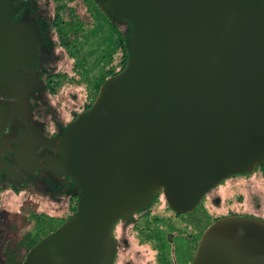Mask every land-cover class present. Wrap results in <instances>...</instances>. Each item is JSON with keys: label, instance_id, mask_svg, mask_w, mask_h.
Returning a JSON list of instances; mask_svg holds the SVG:
<instances>
[{"label": "water", "instance_id": "water-1", "mask_svg": "<svg viewBox=\"0 0 264 264\" xmlns=\"http://www.w3.org/2000/svg\"><path fill=\"white\" fill-rule=\"evenodd\" d=\"M97 1L107 18L132 26L126 65L47 138L12 83L20 74L10 80L25 66L9 0H0V98L17 101L11 116L25 124L15 150L0 144V173H11L1 158L10 153L18 169L73 180L78 197L21 264H112L118 219L159 194L172 210L192 211L222 181L264 162V0ZM6 126L0 103V135ZM41 146L55 156L38 164ZM192 264H264V220H216Z\"/></svg>", "mask_w": 264, "mask_h": 264}, {"label": "flooded vegetation", "instance_id": "flooded-vegetation-1", "mask_svg": "<svg viewBox=\"0 0 264 264\" xmlns=\"http://www.w3.org/2000/svg\"><path fill=\"white\" fill-rule=\"evenodd\" d=\"M51 2L49 0H9L11 7L10 22L15 35L21 39L22 51L20 52L23 54L21 59L25 66L18 68L10 80L16 74H20L14 78L12 83L18 85V88H22L24 91L21 96L27 100L31 111V121L37 127L43 129V135L47 138H53L55 135L62 133L74 119L67 124H63L57 119H47V113L51 107L47 100L48 96L56 95L57 91L67 82L66 73L59 71L56 66L60 61H63L64 50L69 58L77 62L76 70H79L78 62L81 61V66L84 68L86 64L85 54L79 60L81 53L74 43L80 37L81 32L77 25L78 23L84 25L83 18L75 12L74 23H68L60 17V9L63 7L61 5L52 6L50 10L49 5ZM86 3L88 6L93 4L99 11L102 23L114 34V42L120 50V59L123 62L124 57L127 56V62V40L130 23L125 19L111 20L107 18L102 13L97 0H86ZM90 8L88 7V10ZM66 26L71 28L69 31L74 39L72 44L70 43L71 40H66ZM111 44V41H109V46ZM59 47L61 50L58 51ZM110 51V47L106 48L105 53L108 55L104 54L101 57H104L105 60L107 57L111 59ZM106 63L109 62L103 63L104 66ZM108 66H111V64ZM105 68L104 74L101 75L98 83L93 84L92 91L95 88L99 91L101 84L112 76L111 67L107 68L105 66ZM0 103L6 107L7 120V126L0 135V144L2 148L15 150L16 146L13 141L18 137L25 124L22 120L11 116V111L17 103L15 99L0 98ZM84 110L85 108L82 109V112ZM75 115H78L77 112ZM49 124H52L50 129ZM47 156H55V153L50 148L41 146L37 151L38 164H43V160ZM1 158L10 167L11 173L6 171L0 173V191L10 188L9 191L14 193L15 189L22 190L26 186L33 190L38 189L37 193L41 195L46 192L51 199L57 198L60 204L64 203V206H66L67 209L64 211L66 216L61 219L62 221L75 212L78 197L75 194L76 185L73 180L50 176L44 170L38 168L30 172L25 169H18L15 158L10 153H3ZM29 167V169H32L33 165ZM256 174L264 178V162L257 166L252 173L238 174L225 179L208 191L198 205L189 212L172 210L163 195L159 194L146 208L132 214L129 218L118 219L112 228V236L116 242L112 264H118V262L123 264H192L193 256L204 231L216 220L229 216L264 220V214L247 208L244 210L236 209L231 205L233 202L230 203L225 196L221 199L219 194V190L226 183ZM38 186L43 188L39 189ZM160 198L163 199L162 206H159L158 200ZM238 198L241 197L238 196ZM71 201H73L72 205ZM220 208L221 210H219ZM4 234L5 232L1 235L0 241L2 243L5 242L6 238ZM131 239L137 241V243H147L149 247L143 252L136 250L130 253L128 248H130ZM27 250L25 249L24 252Z\"/></svg>", "mask_w": 264, "mask_h": 264}, {"label": "rangeland", "instance_id": "rangeland-1", "mask_svg": "<svg viewBox=\"0 0 264 264\" xmlns=\"http://www.w3.org/2000/svg\"><path fill=\"white\" fill-rule=\"evenodd\" d=\"M49 1H52L49 5L50 10L52 6L61 5L63 7L60 9V17L64 21L74 23L75 12L84 20V25H79V23L77 25L81 34H79L80 37L76 41L77 43L75 41L74 43L81 53L79 60L85 54V68L81 66L80 61L78 62L79 70H76L77 62L69 58L64 50V59L56 66L59 71L66 73L67 82L57 91L56 95H50L47 98L51 106L47 113V119H57L59 122L67 124L77 117V115L74 116L76 112L79 115L82 113L83 108L88 109L89 107L86 108V106H90L94 101L98 90L95 88L92 91V86L95 82L98 83L101 75L104 74L105 66L107 68L111 67L112 76L119 73L124 67L122 68L123 62L120 59V50L114 42V34L104 26L99 11L93 4L88 6L86 0ZM88 7L91 8L88 10ZM131 27L130 24V29ZM65 29L66 40H71L70 43L72 44L74 39L69 31L71 28L66 26ZM109 41L112 43L110 46ZM108 47L111 48V59L107 57L105 60L101 56L108 55L105 53ZM59 50H61L60 47ZM105 62L109 63L104 66L103 63ZM109 64L111 66H108ZM48 127L49 129L52 128V124H49ZM38 188L43 187L38 186ZM9 189L0 191V240L3 232H5L4 237H6L4 243L0 241V264H21L27 252L33 246H30L32 242L37 238L40 240L63 222L61 219L66 216L64 211L67 208L64 203L60 204L57 198L51 199L46 192L44 195L37 193L38 189L33 190L25 186L22 190L15 189L14 193H11ZM219 194L221 199L225 196L230 203L233 202L231 205L236 209L244 210L247 208L264 214V178L259 174L226 183L219 190ZM238 196L241 198H238ZM158 201L159 206H162L163 199L160 198ZM72 203L73 201H71V205ZM147 247H149L147 243H137V241L131 239L128 251L130 253L136 250L143 252ZM25 249L28 250L24 252ZM118 264L123 263L118 262Z\"/></svg>", "mask_w": 264, "mask_h": 264}, {"label": "trees", "instance_id": "trees-1", "mask_svg": "<svg viewBox=\"0 0 264 264\" xmlns=\"http://www.w3.org/2000/svg\"><path fill=\"white\" fill-rule=\"evenodd\" d=\"M126 57H127V56L124 57L122 68L125 66V63H126ZM87 107H89V105H88ZM38 239H39V238H37L35 241H33L32 244H31L30 246L34 245V243H36V242L38 241Z\"/></svg>", "mask_w": 264, "mask_h": 264}]
</instances>
